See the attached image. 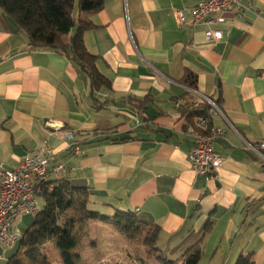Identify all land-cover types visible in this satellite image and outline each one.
<instances>
[{
    "label": "crops",
    "instance_id": "1",
    "mask_svg": "<svg viewBox=\"0 0 264 264\" xmlns=\"http://www.w3.org/2000/svg\"><path fill=\"white\" fill-rule=\"evenodd\" d=\"M198 2L105 0L84 34L112 82L97 94L101 109L85 73L53 49L31 48L0 8V164L15 168L48 144L51 169L62 165L52 180L88 187L91 209L137 212L169 259L212 219L203 263L235 264L243 252L264 264V160L250 149L264 143V0L242 17L226 13L220 40L188 11L177 21ZM187 70L196 90L181 82ZM210 97L221 99L211 120L226 134L214 144L222 164L202 174L188 159L198 117L188 125L182 108ZM7 258L0 244V264Z\"/></svg>",
    "mask_w": 264,
    "mask_h": 264
},
{
    "label": "trees",
    "instance_id": "2",
    "mask_svg": "<svg viewBox=\"0 0 264 264\" xmlns=\"http://www.w3.org/2000/svg\"><path fill=\"white\" fill-rule=\"evenodd\" d=\"M104 7L105 0H0L3 12L26 32L31 48L53 49L71 59L85 73L97 109L107 103H98L97 94L104 88L111 89L112 82L98 68L100 57L89 51L84 34L96 26L92 16ZM197 81V75L189 70L181 79L184 85L194 90ZM210 99L222 108L220 98ZM147 100H151L150 96L137 106L145 107ZM210 109V103L204 100L196 105H185L182 112L188 125H195L199 116L209 119L212 125ZM127 139L129 137L121 141ZM41 196L44 206L21 234L5 264H78L80 255L76 250L90 221L114 225L129 239L143 242L149 247L147 253L155 255L161 264H205L202 262L203 241L213 227L212 219L206 222L202 236L185 250L182 257L169 259L156 245L157 229L132 210H116L108 214L91 209L88 187L75 186L65 178L50 180ZM53 245L60 252L61 263H56L49 254L48 248ZM235 264H255L253 253L242 252Z\"/></svg>",
    "mask_w": 264,
    "mask_h": 264
},
{
    "label": "built area",
    "instance_id": "3",
    "mask_svg": "<svg viewBox=\"0 0 264 264\" xmlns=\"http://www.w3.org/2000/svg\"><path fill=\"white\" fill-rule=\"evenodd\" d=\"M255 10L254 0H199L193 7L178 10L176 14L179 24H184L188 21L185 14V11H188L194 23L207 26L208 40H220L225 38L227 33L217 25L226 22V13L242 17L246 11ZM207 101L211 105L212 116L222 112L220 106L213 100ZM51 126L61 128V125ZM199 129L205 133H201ZM225 134V129L211 125L209 119L203 116L197 118L194 144L188 154L191 167L196 172L208 174L220 167L222 158L216 153L214 144ZM65 136L73 137L68 132ZM250 149L264 160V143L257 147L251 146ZM53 156V150L48 144H44L35 153L25 156L15 168H6L0 164V244L12 247L20 238V234L12 232L14 219L20 215L35 216L38 213L39 199L42 197L44 187L62 168L60 165L51 169Z\"/></svg>",
    "mask_w": 264,
    "mask_h": 264
},
{
    "label": "rangeland",
    "instance_id": "4",
    "mask_svg": "<svg viewBox=\"0 0 264 264\" xmlns=\"http://www.w3.org/2000/svg\"><path fill=\"white\" fill-rule=\"evenodd\" d=\"M39 202L40 207H43L42 197ZM33 221V215L18 216L14 219L12 232L23 234ZM89 223L87 230L82 232L81 242L76 250L80 255L78 264H161L155 255L147 253L148 246L141 241L129 239L117 227L99 221ZM15 247L3 246L4 256L8 257ZM48 251L56 263L62 262L60 252L54 245Z\"/></svg>",
    "mask_w": 264,
    "mask_h": 264
}]
</instances>
